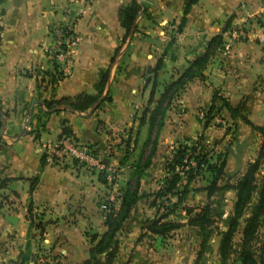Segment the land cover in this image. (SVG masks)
Returning <instances> with one entry per match:
<instances>
[{
	"label": "crops",
	"instance_id": "1",
	"mask_svg": "<svg viewBox=\"0 0 264 264\" xmlns=\"http://www.w3.org/2000/svg\"><path fill=\"white\" fill-rule=\"evenodd\" d=\"M130 1L92 0L88 6L86 0H0V111L5 118L0 178L10 179L0 190V264H80L92 245L89 236L105 231V215L119 209L126 188L135 183L133 172L151 151L150 165L139 178L141 199L118 234L114 264H194L199 241L183 210L167 218L182 224L168 237L145 229L147 220L158 215L152 195L168 176L166 162L178 146L201 141L210 150V162L224 154V174L234 185L257 158L260 136L239 117L232 119L219 101L207 126L198 114L211 106L217 91L231 107H241L248 122L264 127V45L252 36L264 22V0H195L190 5L189 0H137L146 12L110 64L124 35L117 14ZM66 6L83 14L73 25L78 43L59 61L51 54V31L69 22ZM216 36L221 45L203 79L163 97L165 87ZM158 63L159 70L152 72ZM54 66L62 78L52 85L42 73H54ZM108 68L110 101L86 113H53L34 139L31 132L38 112H45L44 101L95 94L99 72ZM64 123L76 141L119 167L114 186L102 184L98 173L77 162L48 161L50 148L64 135ZM210 179L209 172L195 178L183 206L205 204ZM229 194L234 200V192ZM175 201L170 197L169 203ZM8 216L17 218L16 225ZM186 229L192 230L193 241L184 235ZM30 230L33 238H27ZM38 239L47 254L36 256Z\"/></svg>",
	"mask_w": 264,
	"mask_h": 264
},
{
	"label": "trees",
	"instance_id": "2",
	"mask_svg": "<svg viewBox=\"0 0 264 264\" xmlns=\"http://www.w3.org/2000/svg\"><path fill=\"white\" fill-rule=\"evenodd\" d=\"M194 2L195 0H189L188 5ZM140 12L145 13L146 9L137 0H131L129 4L119 9L117 16L124 35L121 46L111 59L110 64L114 62L121 47L136 32L135 21ZM220 45L221 37H214L210 41L206 51L188 63L187 68L181 76L175 82L165 87L163 97L171 92L181 90L193 79H203V71L211 60L212 54ZM160 65L158 63L152 72L159 70ZM53 72H41L42 75L49 77V82L52 85L62 78V73L56 71V66L53 67ZM109 74V68L99 72V79L95 85V94L81 93L71 98L44 101L42 105L45 112H38V115L35 117L38 124L35 130L31 132L34 135V139L36 140L39 137L40 131L45 129V119L51 114L60 113L65 111V109H70L77 113H86L96 105L98 99L101 97V102L110 101L108 94L105 93ZM216 101L220 102V108H224L232 119L239 117L260 136L261 143L256 160L246 165L242 176L232 185L229 184L227 181L229 178L224 174L226 164L224 154H218L215 161L210 162V150L201 141L193 143L190 147L186 145L178 146L172 159L165 164V171L168 176L163 180V186L152 195L151 205L156 207L158 215L147 220L145 229L152 235L163 238L168 237L172 232L180 229L182 224L167 221V218L169 216H176L180 210H183L187 216L186 225L195 229L199 241L194 264L200 263L207 251L210 250V242L216 230L219 236L216 249L218 264H229L231 261L235 264H264V239L260 236L261 222L264 217V174H260L262 164L264 163V127H257L248 122L245 117L240 115L241 107H231L224 98L219 96L217 91L213 92L211 106L207 110H204L205 126L214 119L212 113L215 111L214 103ZM42 118H44L43 122H41ZM65 124H63L62 133L72 136L70 129ZM3 145L4 143L0 136V148ZM153 152L151 151L150 157L144 161L141 167H137L133 172L132 176L135 178V183L131 188H126L119 209L114 212L110 211L105 215V231L101 235L93 234L89 236L92 245L87 251L86 259L80 264H114L117 260L119 252L118 234L124 222L129 218L132 208L141 199V196L138 194L139 178L143 171L149 167ZM92 153L96 155L95 150H92ZM188 155L194 156L196 167L189 168L184 173V176L181 177L180 172L183 160ZM204 172L211 174V179L204 189L207 202L197 208L183 206L192 190L190 183ZM98 178L102 184H107L102 175H99ZM9 181L10 179L0 178V190L4 189ZM229 191L234 192V200L231 212L223 218V214L218 212L217 205H213L211 202L219 194L224 195ZM168 195L175 197L176 201L168 203L165 206L164 203L169 202L165 199ZM218 223H222L224 228L219 229ZM236 235H239L237 245L234 243Z\"/></svg>",
	"mask_w": 264,
	"mask_h": 264
},
{
	"label": "built area",
	"instance_id": "3",
	"mask_svg": "<svg viewBox=\"0 0 264 264\" xmlns=\"http://www.w3.org/2000/svg\"><path fill=\"white\" fill-rule=\"evenodd\" d=\"M92 0H86L87 5ZM65 17L69 18V22L66 24H58L53 27L51 31L52 44L50 46L52 57L59 61L65 60V55L70 53L71 48L76 46L79 39L73 31V25L79 20L83 14V9H72L66 6L63 9ZM4 21L3 16L0 14V41L2 37V27ZM253 40L260 45H264V22L262 25L252 34ZM205 111H201L198 116L199 119L204 120ZM215 123L223 125L224 122L221 118H215ZM47 159L50 163L60 164L63 162L71 161L77 162L90 169H93L99 175H102L106 180V183L110 186H114L120 170L119 167L111 164H105L103 159L92 153V149L86 147L76 141L73 136L63 135L60 137L54 145L50 148L47 154ZM196 160L194 156L188 155L183 160V166L181 167L180 176L183 177L184 173L189 168L196 167ZM165 199L170 200L168 195ZM169 202H165L167 206Z\"/></svg>",
	"mask_w": 264,
	"mask_h": 264
},
{
	"label": "rangeland",
	"instance_id": "4",
	"mask_svg": "<svg viewBox=\"0 0 264 264\" xmlns=\"http://www.w3.org/2000/svg\"><path fill=\"white\" fill-rule=\"evenodd\" d=\"M82 166H84V165H82ZM263 173H264V163L262 164L260 174L263 175ZM224 195H222L221 198H219V196L215 197L214 199H212V202H211V203H213V205H217L218 212L223 214V218L228 216V214L231 212V207H232V202H233V199H231V195L230 194L229 195H225V196ZM219 200H220V202H219ZM217 202H219V203H217ZM218 227H219V229H223L224 225L222 223H218ZM191 231L192 230H189V229L184 230V235H186L187 237H189L193 241L194 235H193V233ZM32 234L33 233L30 230L28 232V234H27V238H33ZM217 234H218V231L216 230V232L214 233V235H213V237L211 239V242H210V250L207 251V253L205 254L204 259L198 264H218V256H217L216 249H217L219 236ZM260 234H261L260 236L262 237V239H264V217H263L262 222H261ZM238 241H239V235H236L235 238H234L235 245H237ZM34 242H35V244H34L35 245V249H37L36 250L37 251V255L36 256H39L41 254V252L44 253V254H47L48 250H45V248H40L41 247L40 246V244H41V240L40 239H38V240H36ZM197 249H198V246H197ZM38 264H48V263L47 262H44V263L43 262H39ZM229 264H235V263H233L231 261V262H229Z\"/></svg>",
	"mask_w": 264,
	"mask_h": 264
},
{
	"label": "water",
	"instance_id": "5",
	"mask_svg": "<svg viewBox=\"0 0 264 264\" xmlns=\"http://www.w3.org/2000/svg\"><path fill=\"white\" fill-rule=\"evenodd\" d=\"M142 14V12H140L139 14H138V17L140 16ZM131 38V37H130ZM101 101H102V97L100 98V99H98V101H97V103H96V105L95 106H97V105H99L100 103H101ZM67 111H69V112H74V111H72V110H70V109H66ZM0 119H1V128H2V131L4 130V128H5V118H4V116H3V113L0 111ZM104 163H105V161H103ZM106 164V163H105ZM6 220L11 224V225H16V223H17V218L16 217H13V216H8V217H6Z\"/></svg>",
	"mask_w": 264,
	"mask_h": 264
}]
</instances>
